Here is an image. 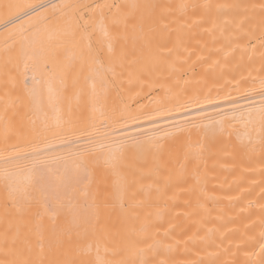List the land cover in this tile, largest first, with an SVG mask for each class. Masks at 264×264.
<instances>
[{
  "label": "snow or ice",
  "instance_id": "1",
  "mask_svg": "<svg viewBox=\"0 0 264 264\" xmlns=\"http://www.w3.org/2000/svg\"><path fill=\"white\" fill-rule=\"evenodd\" d=\"M15 7L28 19L16 26L17 32L5 40L3 50L6 80L0 96V189L6 193L3 207L8 227L0 235V264H35L31 259L33 236L35 246L43 251L46 231L52 238H71L74 234L78 239L79 255L65 259L63 264H170L160 257L171 252L172 245L155 239L149 223L124 233L113 232L107 228L101 209L118 206L125 222L139 219L136 210L143 207L144 201L137 197L150 193L152 187L160 191L158 184L145 188L142 183L147 158L151 156L153 162L152 175L163 177L166 186L173 182L168 165L174 157L166 142L184 140L183 155L174 161L179 166L176 183L186 182L190 165L199 182V166L204 163L205 154L234 134L241 152L247 156L259 152L264 163V104L255 109L232 98L233 91L244 100L256 92L264 98V52L260 74L237 82L227 93L225 99L230 108L208 114L207 124L184 120L161 128L155 125L153 114L131 115L108 104L109 90L123 89L125 72L127 84L132 85L174 54L179 59V35L172 48L154 44L160 5L140 0L125 4L48 0ZM177 7L184 15L189 8L195 12L197 8L208 10L213 6L182 3ZM248 7L244 6L246 12ZM250 7L255 9L257 5ZM258 7L259 36L254 29L245 35L249 42L256 40L264 49V3ZM51 29L67 39L69 47L65 48L63 62L44 38ZM171 66L175 68L174 64ZM29 71L33 73L31 83ZM37 72L41 75L39 81ZM70 90L73 96L69 95ZM211 92L209 89L204 96L207 103H212ZM216 98H220L219 92ZM195 103L200 100L196 98ZM182 107L186 106L176 104L164 112L158 109L156 114L167 119L169 113L179 112ZM141 117L153 122L152 129L128 134L125 129ZM237 125L243 127L242 133ZM193 131L200 137L195 142ZM57 142L69 147L57 150ZM97 174L106 182L103 187ZM81 197L83 203L79 202ZM46 217L51 221L50 227L45 226ZM61 219L62 223H58ZM261 225L264 227V219ZM207 231L208 235L202 238L205 242L217 230ZM168 234L166 231L165 236ZM260 247L264 251V244ZM129 253L136 258L129 259Z\"/></svg>",
  "mask_w": 264,
  "mask_h": 264
},
{
  "label": "bare ground",
  "instance_id": "2",
  "mask_svg": "<svg viewBox=\"0 0 264 264\" xmlns=\"http://www.w3.org/2000/svg\"><path fill=\"white\" fill-rule=\"evenodd\" d=\"M40 2L47 3L48 0H0V75L4 73L5 40L17 32V25L28 19L15 6ZM85 2L91 3L92 0ZM99 2L125 4L128 0ZM140 2H152L161 6L157 10V40L154 44H166L172 48L176 46L179 35L180 47L177 48L179 59L174 54L167 63L158 64L139 81L134 80L132 85L127 84L125 72L123 89L112 88L108 92L109 106L115 104L131 115L153 114L155 125L161 128L172 122L184 120L203 125L208 123V114L230 108V103L225 97L237 82L260 74L261 53L264 49L260 48L256 40L249 42L245 33L254 29L259 36L258 26L261 17L258 6L264 3V0H140ZM182 3L208 4L213 7L208 10L197 8L195 12L189 8L186 14L181 15L177 6ZM216 5L241 7L217 9ZM251 5L257 7L253 9ZM244 6H249L247 12ZM18 16L20 19H17ZM246 16L250 19H246ZM164 25H168V28L165 29ZM24 26L28 25L25 23ZM44 38L58 54L57 58L63 62L65 48L69 47L67 39L61 37L55 29L46 32ZM252 45H255V48ZM131 47L129 41L128 48ZM145 60L146 62L149 60L147 50ZM173 64L174 69L171 66ZM32 75L33 73L29 71V83ZM36 78L38 81L41 79L39 72L36 73ZM209 89H212V103L204 101ZM217 92L220 94L219 99L216 98ZM69 95L73 96L71 90ZM239 95L236 91L232 92V98L239 104L255 109L264 104V98L258 92L251 93L249 100L239 98ZM196 98L200 100L199 104L195 103ZM72 102L75 104L74 98ZM176 104L186 107H182L179 112L169 113L167 119L156 114L158 109L164 112ZM23 124L27 128L28 121L25 119ZM152 127L153 122L141 117L135 125L130 123L125 131L128 134H136L138 129L144 131ZM237 129L241 133L244 130L241 125H237ZM198 139L200 137L193 131L192 141ZM238 143L235 134L231 138L226 136L211 153L205 154L204 163L199 166V182L193 175L190 165L186 182L176 183L175 177L179 172V166L174 161L183 155L184 140L182 138L174 144L166 142V148L174 157L173 162L168 165L173 175L172 184L166 186L163 177L157 178L151 174L153 162L149 156L143 163L142 183L145 188L158 184L160 191L152 187L150 193L137 197L138 200L144 201L143 207L136 210L139 214L138 220L125 222L118 206L102 208L107 228L113 232L124 233L131 228L139 229L142 224L149 223L152 226L150 234L155 239L172 245V251L160 257L169 260L170 264L201 262L264 264V251L260 247L264 244V236L261 235L264 231L261 225V220L264 219L262 210L264 163L259 152L247 156L239 150ZM54 147L63 151L69 145L61 146L57 142ZM167 174L165 172L164 176ZM97 181L102 187L106 183L100 174H97ZM5 198L6 193L0 189V235L8 227L3 207ZM79 202L83 203L82 197ZM111 203L112 201H109L110 205ZM58 223H62V219ZM50 224L51 221L46 217L45 226L50 227ZM209 228L217 231H214L211 239L205 242L202 238L208 235ZM166 231L169 233L168 236H165ZM79 247L80 244L74 234L71 238L59 235L52 238L46 231L43 251L35 246L33 236L31 259L35 264H63L65 259L79 255ZM128 258L136 257L134 253H129Z\"/></svg>",
  "mask_w": 264,
  "mask_h": 264
},
{
  "label": "rangeland",
  "instance_id": "3",
  "mask_svg": "<svg viewBox=\"0 0 264 264\" xmlns=\"http://www.w3.org/2000/svg\"><path fill=\"white\" fill-rule=\"evenodd\" d=\"M5 80H6V77L4 76V73H3L2 75H0V96H2L5 91ZM8 87L10 88L11 85H8Z\"/></svg>",
  "mask_w": 264,
  "mask_h": 264
}]
</instances>
